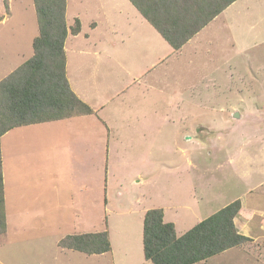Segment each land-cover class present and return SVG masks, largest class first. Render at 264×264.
<instances>
[{
	"label": "rangeland",
	"instance_id": "374dc122",
	"mask_svg": "<svg viewBox=\"0 0 264 264\" xmlns=\"http://www.w3.org/2000/svg\"><path fill=\"white\" fill-rule=\"evenodd\" d=\"M97 1L110 0H67L69 27L77 8L95 11ZM209 28L216 39L197 46L188 72L166 61L152 71L156 89L149 90L145 77L137 79L144 46L130 47L129 62L120 65L126 53L118 41L97 64L88 62L98 56L86 42L83 53L72 51L70 37L71 82L92 103L106 104L98 115L108 124L92 114L1 136L0 264H145L146 208L162 207L165 221H177V235L235 197L264 211V0L234 1ZM37 34L33 0H0V80L32 55ZM176 202L186 206L179 214ZM101 230L108 252L58 245L64 235ZM253 235L194 264H264V230Z\"/></svg>",
	"mask_w": 264,
	"mask_h": 264
},
{
	"label": "trees",
	"instance_id": "16d2710c",
	"mask_svg": "<svg viewBox=\"0 0 264 264\" xmlns=\"http://www.w3.org/2000/svg\"><path fill=\"white\" fill-rule=\"evenodd\" d=\"M173 48L178 49L235 0H129ZM38 34L33 53L0 80V138L10 129L32 123L92 114L93 109L71 89L66 77L64 43L80 30L78 18L66 23V0H33ZM234 199L201 219L181 235L164 220L161 207L149 208L142 221V248L152 264H193L242 245L234 217L240 210ZM4 183L0 146V235L5 232ZM58 245L85 254L111 249L106 230L67 234Z\"/></svg>",
	"mask_w": 264,
	"mask_h": 264
},
{
	"label": "crops",
	"instance_id": "0c3cea01",
	"mask_svg": "<svg viewBox=\"0 0 264 264\" xmlns=\"http://www.w3.org/2000/svg\"><path fill=\"white\" fill-rule=\"evenodd\" d=\"M77 4L84 5L85 3L83 2V0H77ZM88 4L92 6L91 2H88ZM68 12H69V9L67 7V0H66V11H65L66 21L68 19V16H67ZM222 12H220L216 17H214L210 22H208L203 28H201L192 37H190L186 42H184L180 48L173 49L167 43V41H165L162 38V36L158 33V31L139 13V11L135 8V6L129 0H110L109 3L107 1L105 3L104 1H97L95 11L92 8L91 11L85 10V12H82L80 11V7H79V9L77 8L75 10V14H72V18L75 17L79 19L80 30L77 34L69 33L64 43V49H65V55H66L65 69H66V77L68 79L69 85L71 89L74 91V93L82 101L87 103L93 109L92 114L96 115L103 122V124H108L106 120H104L100 115H98V112L103 110L106 104L92 103L91 98L93 95L88 92H85L80 86V83L77 81L75 82L74 78H73V81L71 82L70 73L68 72L70 67H69L68 56H67V45H68V41L70 37H72V39H76L72 44H70L72 51H74L76 54L83 53L84 50L82 46L86 42L89 48L88 52H91L90 49H92V52H91L92 55L98 56L95 58L94 61L89 59L88 62L97 63V64L102 62L99 55L101 53H106L105 55L106 57H108V53H107L108 48L115 46V43H117L118 41L122 43V50L124 53H126V56L122 57L121 61H117L119 62L118 64L120 65H122L123 61L129 62L128 57L130 55V47L139 48V47L144 46L147 50V53L142 54L143 57H142L141 63L144 66L138 74H140L141 71H144V72L141 75H139L137 79L142 80L143 77H145L146 82L144 83H147V84H145L144 87L147 90L156 89L152 85V83H150L155 80V78L151 74L152 71H154L157 66L167 61V62H171V63H168L169 69L172 68L173 62H179L181 66L180 72H188L187 68L192 63L193 57H195L196 54L200 53L199 47L197 46H200V44H203L204 38L206 40L209 38L212 40L216 39L214 36L208 38V36L206 35L208 34L206 33V30L210 29L209 27L212 26L218 19H220ZM87 13L93 14V17L91 18V20L84 19L83 15ZM97 16H101L102 19L97 18ZM67 25L70 26V24H67ZM110 33L111 34L120 33L121 34L120 39L114 40L113 35H111ZM80 39L83 40L84 42L82 43ZM125 57H127V59ZM103 62L106 63V60L104 59ZM78 63L82 64L84 62H78ZM92 70H93V65H92ZM138 74L137 73L135 74L134 79ZM148 80L149 82H147ZM92 114L76 115V116H72V117L65 118V119H70V118L73 119L75 117H82L84 115H92ZM60 120L62 119L51 120V122L53 123L55 121H60ZM26 125H30V124H26ZM21 126H24V125H21ZM17 127H20V126H17ZM235 199H239L240 204H241L240 210L234 217V224L236 228L241 234L246 235L250 238L254 237V239H257V237L253 235V232H255V230L256 231L264 230V211L257 209L255 207L253 208L252 206H250V204H247L244 201L243 197H235ZM226 204L227 203H224L216 207L215 209H212L213 211H210V213L205 215V217L212 214L213 212H215L216 210H218L219 208L223 207ZM183 207H186V206H183L180 203L177 204V202L173 204V210L176 214H179L178 210L182 209ZM147 209L148 208L142 211L143 215ZM165 215L166 214L164 211V218H165ZM170 222L174 223L175 230H176L177 221H175L174 219L173 221H170ZM252 225L255 226V228H253ZM84 232H94V231H84ZM84 232H81V233H84ZM74 234H77V233H74ZM228 250L229 249L225 251H228ZM142 253H143V248H142ZM145 261H146L144 262L145 264H152L150 260L145 259ZM199 262H205V260L198 261L196 263H199Z\"/></svg>",
	"mask_w": 264,
	"mask_h": 264
},
{
	"label": "water",
	"instance_id": "95a60500",
	"mask_svg": "<svg viewBox=\"0 0 264 264\" xmlns=\"http://www.w3.org/2000/svg\"><path fill=\"white\" fill-rule=\"evenodd\" d=\"M235 116L237 117L238 116V113H236Z\"/></svg>",
	"mask_w": 264,
	"mask_h": 264
}]
</instances>
